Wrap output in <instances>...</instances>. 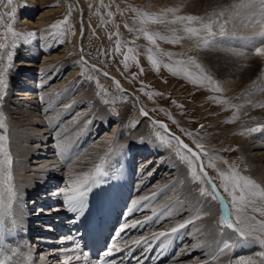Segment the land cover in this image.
Segmentation results:
<instances>
[{
	"label": "bare ground",
	"instance_id": "6f19581e",
	"mask_svg": "<svg viewBox=\"0 0 264 264\" xmlns=\"http://www.w3.org/2000/svg\"><path fill=\"white\" fill-rule=\"evenodd\" d=\"M67 1L61 0L62 7ZM72 1L77 6L75 42L78 51L82 53L85 12L80 0ZM233 4L235 3H231L229 6L231 7ZM221 7L223 6L218 4L216 6L217 9ZM47 17L48 15H42L38 18L37 25L40 28L48 25ZM233 19L230 20L233 21ZM230 20L229 22L232 23ZM244 22L245 28L250 21L249 23ZM24 23L33 24L28 19H25ZM237 27L240 29V24ZM230 32L223 39L215 41L212 48H208L209 54L206 53V55L209 59L207 62L215 71L213 73L216 77H219L221 72L225 77L231 76L220 84L225 90L232 91L234 94V87L238 86L230 78L234 75L240 76V82L243 84L251 75L252 69L241 66L244 59L240 56V58L233 57L237 56L236 54L241 55V53L239 50H233L232 47L239 46L238 49H240V46H249L254 48L257 41H245L244 38L236 36L238 32L236 34ZM216 36L218 37V35ZM43 39L42 44H34L32 47H27L26 51L21 52L22 60L10 74L7 103L11 107L5 109V113L9 119V150L13 161L11 171L16 197L11 203L10 213L5 216L3 233L0 235V253L3 254L0 255V259H3V256L12 257L9 264H25V257H30V264H64L69 262V258L59 256L58 250H47L42 244L43 239L41 238V233L45 229L43 228L45 221L58 218L62 208L46 209L43 212L41 207L49 205L50 202L55 204L65 202L64 193L68 189L70 177L93 169L101 162L100 158L104 157L108 175L101 178V184L103 183L104 188L111 192L132 199L133 207L135 204L137 208L136 219L133 223L139 222L138 230H144L140 237L148 238V243L157 245L158 250L166 247H168V251L175 249V254L167 264H264V244L261 243L264 241V231H261L259 227L260 223H264V219L255 213H243L253 218L257 225L256 231L247 240H241L231 229L221 227L219 223L221 205L219 202L216 205H210L207 199L198 196L199 192L194 184L186 182V171L177 160L174 150L158 141H117L115 136L116 132L120 130L119 119L121 117L109 131L101 130L103 122L97 123L95 130L93 129V139L98 136L97 132L102 131V141H93L81 158H74L76 154H82L85 151L81 142L88 141L82 136L85 131H88L87 128H84V121L91 115L89 109L91 102L85 98V93L82 92L84 89L78 91L70 89L76 79L78 67L72 68L66 75V70L70 68L65 61L69 47L65 46L60 53L52 54L49 52L52 47L49 38L45 35ZM258 43L261 44V42ZM43 52L46 54L43 56L41 64L38 65L37 61ZM256 56L255 58L258 57L259 62L260 60L264 62V57ZM82 57L89 64L97 66L86 56ZM121 84L119 81V85L124 91V86ZM130 93L139 106L140 102L135 93ZM252 99L259 100V94H255L254 98L242 95L241 103L244 104V107L241 113L248 109H252V112L259 109L256 103L255 106L252 105ZM75 109L77 113L74 115ZM127 110L128 107L124 111L127 112ZM257 112L263 113L264 109ZM143 116L147 124L153 121L152 117L151 119L148 115ZM261 121L264 122V120ZM63 122V125L74 131V133L72 132L73 139L76 138V134H80L78 142L75 143L77 147L79 146L76 150L74 149L76 152L73 151L74 141H70L71 139L64 131L65 127L57 129L59 123ZM156 124L160 127L162 123ZM164 125L167 127L166 124ZM163 130L165 131V129ZM165 132L171 135L168 130ZM110 140L112 143L106 144ZM62 147L65 149L63 155L60 151ZM98 147L102 150L98 151ZM185 150L187 151V149ZM240 151L244 157L248 175L260 186L258 189L261 190L258 191L264 192V132L258 135L257 133L250 134L247 139L245 138V141H242ZM91 152L94 155L92 158H88L87 155ZM84 160L86 163L81 164V161ZM182 181L185 186L181 189L179 184ZM56 184H60L61 189L54 191L52 189ZM46 188L49 190L46 191ZM41 191L46 192L40 193ZM188 192L198 194L194 202H188ZM4 198L7 202L6 192ZM45 199L49 201H45ZM223 199L227 203L224 197ZM37 202L40 203V208L35 207ZM229 210L231 211L230 207ZM198 213L202 215V218L194 219L184 229L173 234L165 247L162 248L160 245L161 241L166 238L155 242L151 240L153 233L169 231L175 225L184 223ZM236 215L237 213L232 215L234 226H237L235 225ZM148 217H151V220L147 219ZM13 237L27 247L25 252H20L15 247L8 245L9 243L6 241ZM225 241L234 246L220 253L219 249L223 247ZM2 245L6 248L5 250L2 249ZM13 253H18V255L13 256ZM241 253L247 255L233 258Z\"/></svg>",
	"mask_w": 264,
	"mask_h": 264
},
{
	"label": "rangeland",
	"instance_id": "374dc122",
	"mask_svg": "<svg viewBox=\"0 0 264 264\" xmlns=\"http://www.w3.org/2000/svg\"><path fill=\"white\" fill-rule=\"evenodd\" d=\"M80 2L85 12L83 19L85 33L82 36L81 45L82 53L78 51L75 42L77 35V6L74 5L75 3L72 0H68L64 7L61 5V0H12L11 4L8 3V0H0V43L5 44V48L0 49V80L4 82L3 86L0 87V115L3 116L8 130L9 153L11 154L9 150V119L5 109L11 107L7 103L10 74L22 60L21 52L34 44H42L44 41L43 36L46 35L51 42L52 47H50L49 52L52 54L60 53L65 46L69 47V53L66 54L65 61L70 68L66 70V75L69 74L72 68L78 67L75 75L76 79L70 89L72 91L84 89L82 92L85 93V98L91 102V107L89 108L91 115L84 121V128H87L88 131H85L82 136L88 141L81 142V146L84 147L85 151L82 154H76L75 159L81 158L93 141H102V131L112 130L113 125L121 117L119 119L120 130L116 132L115 136L117 141H158L162 143L176 152L177 160L186 171V182L194 184L198 192L201 186L207 187V185L192 181L187 163L177 156V145L175 143L169 145L164 142V140L175 136L169 135L153 121L148 124L145 122L144 116L140 115L138 104L130 96V92H132L135 93L140 104L151 117L160 120L159 122L164 121L170 131L175 133L176 136H180L184 142L200 154L205 169L213 182L220 188L231 208L230 197L220 187L219 173H227L235 165L240 175L251 178L247 173L244 157L240 151L241 143L250 134L257 133L258 135L264 132V124H262L264 122L261 121L264 120V112H257L264 109V107L259 105H264V62L261 60L259 62V58L255 55L256 47L262 44V40L258 35L261 29L255 23L256 20L264 19L259 10L254 13H247L241 10L239 17L232 16L230 13L233 10L229 5L238 3L239 0H80ZM217 4L223 7L217 9ZM133 9L147 13L150 16L159 17L162 22L146 21L141 23L142 17L137 15V12L133 11ZM222 10L227 12H225L226 14L223 17L216 15ZM42 15H48V25L44 28H40L37 25V20ZM189 15L201 17L206 22L211 18V20L218 21L219 24H224V35H221L219 27L214 25L213 31L218 37L216 35L208 37L211 42L207 46H204L196 38H187V34L182 30L184 25L181 23L174 24L171 21L176 17ZM239 18L248 23L250 21V23L248 25L245 24L247 27L244 28V21ZM25 19H28L33 24L24 23ZM66 19L68 23H61ZM230 19H233V21ZM235 19H237L236 23ZM237 23L240 24V29L236 28L238 26ZM56 24H60V27L53 28V25ZM9 26L17 34L15 37L8 34L7 29ZM192 26L199 27L198 24H193ZM141 28H145L150 34L158 33L167 37L169 41L172 39L173 33L175 36L183 38L177 43L158 40L156 45H153L143 36L140 31ZM129 29H132V31H129ZM228 31H231L230 33L232 34L238 32L236 36L244 38L245 41H257V45L254 48L249 46H240V49H238L239 46L232 47V49L234 48L233 50H239L241 53V55L236 54L237 56L234 55L233 57L240 56L244 59L241 66L252 69L251 75L243 84L240 82V76L234 75L230 78L238 86L234 87V94L232 91L225 90L220 84V82H224L228 79L227 77L231 76L225 77L223 72H221V75L216 77L213 73L215 71L212 70L207 62L209 59L206 55L209 49L212 48L213 43L227 36ZM201 35L206 36V33H201ZM258 42H261V44ZM118 43L119 52L116 51ZM128 48L134 49V52L129 53L127 51ZM149 49H152L154 58L160 61L159 71L155 70L148 59ZM157 49L159 50L158 52ZM159 53L171 54V59L167 55H160ZM45 54V52L41 54L40 59L37 61L38 65L41 64ZM81 54L116 77L123 84L124 91L120 85L117 87L112 80L101 75L91 66L82 63ZM125 55L130 57L126 62L124 59ZM133 56L135 59L131 58ZM189 59L195 60L201 66L203 74L211 77L221 91L212 90L206 81L193 83L184 78L182 73L173 75L163 66L172 65L175 68V61H187ZM125 63H127V68H125ZM188 71L193 76L201 74L200 69L194 66H188ZM19 84L21 83L19 82ZM154 93H159V95H154ZM255 94H259V100L255 101V99H252L254 101H252V105L255 106L256 103L259 109L253 112L252 109H248L241 113L244 107V104L241 103L242 95H249L254 98ZM127 107L128 110L125 112L124 110ZM76 109L73 111L74 115L77 113ZM100 122H103L102 131L97 132L98 136L93 139L96 124ZM63 124L64 122L59 123L57 129L65 127L64 131L68 134L70 141H74V151V149L76 150L79 147L75 143L78 142L77 139L80 138V134H76V138L73 139L74 131ZM252 128H258L259 130L248 131ZM157 132L164 139L158 137L156 135ZM3 134V129H0V135ZM111 143L112 140L106 144L110 145ZM198 144L203 145V150L197 147ZM97 150L101 151L102 148L98 147ZM184 152L186 153L187 151L184 150ZM93 155L94 153L91 152L87 156L92 158ZM210 162L214 163V167L207 166ZM84 163H86V160L81 161V164ZM196 170L199 173L198 168ZM252 180L255 182L254 179ZM184 182L182 181L179 184L181 189L185 186ZM47 189L49 190V188H46V191H48ZM258 190L260 191L261 189L255 190L254 195L251 197L254 203L248 206L246 213H255L264 219V215L261 212L253 211V208L264 210V200L260 195L262 192ZM46 191H41L40 193ZM197 195L188 192V202H194ZM198 196L207 199L210 205L218 204V201L212 200L211 197H202L200 194ZM233 213L235 212L233 211ZM243 255L246 256L247 254H239L233 258H241Z\"/></svg>",
	"mask_w": 264,
	"mask_h": 264
},
{
	"label": "snow or ice",
	"instance_id": "6c2138e0",
	"mask_svg": "<svg viewBox=\"0 0 264 264\" xmlns=\"http://www.w3.org/2000/svg\"><path fill=\"white\" fill-rule=\"evenodd\" d=\"M8 3L11 4L12 0H8ZM231 9L233 10L230 14L234 15L236 17L240 16L241 10H244L247 13H254L255 11L259 10L262 17H264V0H239L238 3H235L231 5ZM133 11L137 12V15L142 17L141 23H144L146 21L150 22H162L161 18L150 16L147 13L139 12L135 9ZM226 10H222L216 15L224 16ZM172 23H181L183 24V32L187 34V38H196L199 42H202L204 46H207L210 44V40L208 37H213L216 35V33L213 31V26L217 25L220 30V34L224 35L225 33V26L224 24H219L216 20H211L209 18V21H205L201 17L197 16H185V17H176L174 20L171 21ZM61 23H68L67 19ZM256 24L260 26V31L258 32L259 37L262 40V44L259 47H256L255 49V55L264 57V19H260L255 21ZM193 24H198L199 27H193ZM60 24L53 25V28H59ZM127 27V26H126ZM129 31H132V29H129ZM140 31L142 32L143 36L153 45H156L158 40H165L171 43H177L180 39L183 37H177L173 33L172 39L169 41L167 37L161 36L158 33L157 34H150L145 28H141ZM7 32L9 35L15 37L17 34L13 31L12 27L9 26L7 29ZM201 33H206V36L201 35ZM74 34V33H73ZM34 35V34H33ZM118 35V33H117ZM199 46V44H198ZM5 48V44L0 43V49ZM116 51H120L119 43L117 45ZM129 53H133L134 49L128 48L127 50ZM149 55L148 59L150 63L153 65L156 71H159V68L161 66L160 61H158L156 58H154V55L152 54V49H149ZM159 50L157 49V52ZM160 55H167L169 59H171V54L167 53H159ZM10 58V56H9ZM132 59H135V57H131ZM125 62L130 59L128 55H125L124 57ZM176 67L174 68L172 65H163L165 68L168 69V71L173 75H180L183 74V77L188 79L190 82L193 83H203L206 81L208 85L211 87L214 91H221L220 87L211 79V77L204 75L203 70L200 65L196 63L195 60L189 59L187 61H175L174 62ZM188 66H194L197 69H200V75L199 76H193L192 73L188 71ZM125 68H127V63H125ZM142 71V70H141ZM105 75H107L105 73ZM4 84L3 80H0V87H2ZM117 87H119V84L117 82ZM154 95H159V93H154ZM151 98V97H150ZM107 102V100H105ZM223 102V101H221ZM260 107H264V105H260ZM142 115H147L141 109ZM231 122V121H229ZM160 128L166 129V126L161 124ZM0 129H3V135H0V231L4 228L5 223V216L10 213L11 209V203L16 197V192L13 185V175H12V157L11 154L8 151V135H7V126L5 124L4 118L2 115H0ZM258 128H252L248 131H258ZM156 135L160 137V133L157 132ZM161 139H164L163 137H160ZM166 144L171 145L172 143H175L177 145V156L182 160L185 161L190 169V176L193 182H199L201 185H207V187L201 186L199 189V194L202 197H211L212 200L218 201L221 205V216L219 223L222 227H226L228 229H231L232 232L237 234V237L241 240H247L251 238V235L253 232L256 231L257 225L253 218L248 217L247 215H244L243 213L246 212L249 205L254 203V200L251 199V197L254 195L255 190L259 188V186L249 177L240 175L239 170L236 168L235 165H233L227 173H219L220 178V187L223 188L224 192L227 193L228 197H230L231 200V208L232 210H229L228 204L225 202V200L220 196L218 192L217 185L208 178L207 172H205V165L201 162L199 164L200 171L197 172V162L200 161V156L193 152L192 149L188 148L187 145L183 144V142L179 139V137H171V139L164 140ZM197 147H199L201 150H203V145L198 144ZM187 149V152L185 153L184 150ZM61 155H63V152L65 149L61 148ZM207 155V153H205ZM100 163L97 164L93 169L83 172L79 175H75L70 177V182L68 189L64 193L65 198V204L67 205L68 209L72 212H83V209L85 207V200L87 197L88 192L91 190L93 185H98L101 182V178L108 175V172L105 168V158H100ZM227 163V162H225ZM208 167H214V163H209L207 165ZM7 193V202H5L4 193ZM261 198L264 199V192L260 193ZM147 199V198H145ZM137 204L139 203L136 202ZM135 207V204H134ZM233 211L237 213L235 218V225L233 224L232 215ZM253 211L261 212L262 215H264V210H261L259 208H253ZM155 214V212H154ZM171 215V213H169ZM202 215L197 214L193 218L185 221L184 223H180L172 227L169 231H160L158 233H153L151 235V240L153 242L161 240V238H166L161 241V247H165L168 242L170 241L173 234L178 233L181 229H184L188 224L192 223L193 220L201 219ZM147 219L151 220V217H148ZM139 222H135L131 225H127L126 227H137V224ZM260 230L264 231V223H260L259 225ZM124 229L122 228L121 231ZM148 243V238L146 237H140L138 240L133 241L134 244H141V243ZM262 244H264V241H261ZM128 244L125 242V247H127ZM150 246V245H149ZM234 245L230 244L229 242L225 241L223 243V247L219 249L220 253L225 252V250L232 248ZM114 248H117V245H113ZM117 250H121L117 248ZM111 250L106 253V255H111ZM0 255H3L0 253ZM18 255V253H13V256ZM80 257H76V259H79ZM85 259H87V255L84 256ZM12 257L10 256H3V259H0V264H9ZM25 264H30V257H25Z\"/></svg>",
	"mask_w": 264,
	"mask_h": 264
},
{
	"label": "water",
	"instance_id": "95a60500",
	"mask_svg": "<svg viewBox=\"0 0 264 264\" xmlns=\"http://www.w3.org/2000/svg\"><path fill=\"white\" fill-rule=\"evenodd\" d=\"M81 59L83 60L84 63L88 64L89 66L94 67L95 69H97V70L100 71L101 73H105V72H103L101 69H99L97 66L92 65V64H89L84 58H82V56H81ZM106 76L109 77V78H111V79H113V81H115V82L117 83V80H116L113 76H110V75H106Z\"/></svg>",
	"mask_w": 264,
	"mask_h": 264
}]
</instances>
